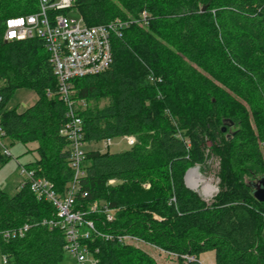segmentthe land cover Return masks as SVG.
Returning a JSON list of instances; mask_svg holds the SVG:
<instances>
[{"label":"trees","instance_id":"1","mask_svg":"<svg viewBox=\"0 0 264 264\" xmlns=\"http://www.w3.org/2000/svg\"><path fill=\"white\" fill-rule=\"evenodd\" d=\"M37 10V0H0V125L13 141L38 143V158L25 165L63 193L74 177L70 142L60 134L67 107L45 42L4 40L7 17ZM74 10L88 25L148 13L145 23L112 36L108 70L73 81L74 98L86 102L78 109L86 143L137 138L121 152H86L88 197L79 195L77 207L107 205L113 221L102 212L90 216L98 230L136 236L177 254L176 264H202L198 258L209 251L215 264H264V202L254 196L264 177V0H75ZM20 88L33 90L36 102L8 109ZM212 156L220 158L221 182L208 203L185 185V175ZM55 213L28 184L14 196L0 188L3 264H60L65 237L41 224ZM25 224L23 237H4ZM85 243L98 249V264H157L117 240L92 235Z\"/></svg>","mask_w":264,"mask_h":264},{"label":"built area","instance_id":"2","mask_svg":"<svg viewBox=\"0 0 264 264\" xmlns=\"http://www.w3.org/2000/svg\"><path fill=\"white\" fill-rule=\"evenodd\" d=\"M75 0H37L38 10L27 15L9 16L5 19L4 40L7 42L24 41L39 38L45 42L49 53V62L57 80V95L67 107V121L60 129V134L69 143V163L74 170L73 179L67 184L63 193L59 192L55 184L46 177L37 176L36 170L20 165V174L23 176V185L28 184L31 191L39 200L51 202L56 213L51 218L41 221L42 225L50 229H60L65 237L64 250L75 259L76 264H98L99 259L95 251L89 247L85 240L92 235L100 236L108 241L117 240L123 244L139 247V243H147L130 234L104 233L96 228V223L90 216L102 212L108 221H113L114 211L105 204L92 202L87 209L77 207L78 196L88 197V191L83 189L82 178L85 176L83 163L86 156V141L84 140L83 119L78 112L80 106H85V101L80 100V106L74 98L75 89L73 81L77 78L96 75L108 70L113 64L112 36H123L124 29L133 22L145 23L148 13H142L141 18L121 19L116 18L107 24L88 25L82 15L72 16ZM67 11L66 13H64ZM154 81V76L150 77ZM6 133L0 125V148L3 155L10 157L12 154L3 140ZM129 146L137 143L134 135L126 136ZM112 139H106L105 145L109 147ZM214 158V156H212ZM208 162V161H207ZM220 163V162H219ZM206 164V163H205ZM214 188L213 192L206 193L200 187H193L190 183L194 171ZM113 181L111 180L110 183ZM187 187L193 189L203 199L216 197L220 192L221 179L218 177H204L200 165L189 169L185 175ZM147 187V185H146ZM174 200V199H173ZM29 224L7 231L5 238L19 235L23 237ZM150 247H158L147 243ZM178 259V255L172 253ZM185 262L197 260L195 256L183 255ZM3 258V262H5Z\"/></svg>","mask_w":264,"mask_h":264},{"label":"rangeland","instance_id":"3","mask_svg":"<svg viewBox=\"0 0 264 264\" xmlns=\"http://www.w3.org/2000/svg\"><path fill=\"white\" fill-rule=\"evenodd\" d=\"M71 15L76 16L78 15V13L77 11H73ZM36 100L37 94L33 90L28 88H20L16 90V92L8 102L7 108H18L19 111H23L33 105ZM79 102H82L80 100H77V105L80 106ZM106 102V99L101 100L99 102L100 106H103ZM252 126L255 127L253 121ZM235 129L236 127H233L231 131L228 132V134H231L232 131H234ZM111 139L112 143L109 147H106L105 140H99L87 143L85 149L87 152L91 150H99L101 152L109 151L111 153H116L127 150L132 147L128 145L126 136H118ZM3 143L6 145L12 155L10 157L6 156L8 158H5L4 160H0V188L6 193H8L10 196H14L20 190L21 185L23 184V176L20 174V165H25L27 163L33 162L38 158V153L35 151V149L38 147V143L32 142L24 144L19 140L13 141L11 138L8 137L3 140ZM211 144L212 143L208 141V145L210 146ZM0 153H3V148H0ZM207 161L205 162L206 164L200 165L204 177L211 179H217L218 177L220 178V158L217 156H214V158L209 157ZM112 181V184H115L117 182L116 180ZM146 185L147 188L150 187V184ZM189 189L193 191V189ZM199 197L203 199L201 195H199ZM213 199L214 198L208 199L209 201H206L205 199L203 200L210 203L213 201ZM139 248L150 254L156 260L157 264H176L178 262L177 257L172 253L159 248L157 249L152 246L150 247V245H148L147 243H139ZM215 258V252L209 251L201 254L198 260L202 264H211V262L215 263ZM2 260L3 258L0 255V264H3ZM60 264H76V261L69 255L68 252H66L65 258Z\"/></svg>","mask_w":264,"mask_h":264},{"label":"bare ground","instance_id":"4","mask_svg":"<svg viewBox=\"0 0 264 264\" xmlns=\"http://www.w3.org/2000/svg\"><path fill=\"white\" fill-rule=\"evenodd\" d=\"M190 183L193 187H201L206 193L214 191V188L208 185L206 180L200 177L196 169L194 171V175L191 176Z\"/></svg>","mask_w":264,"mask_h":264},{"label":"water","instance_id":"5","mask_svg":"<svg viewBox=\"0 0 264 264\" xmlns=\"http://www.w3.org/2000/svg\"><path fill=\"white\" fill-rule=\"evenodd\" d=\"M226 127H223V132H226ZM254 196L257 200L264 202V177L254 183Z\"/></svg>","mask_w":264,"mask_h":264},{"label":"crops","instance_id":"6","mask_svg":"<svg viewBox=\"0 0 264 264\" xmlns=\"http://www.w3.org/2000/svg\"><path fill=\"white\" fill-rule=\"evenodd\" d=\"M37 98H38V96H37ZM211 264H215L214 262H211Z\"/></svg>","mask_w":264,"mask_h":264}]
</instances>
